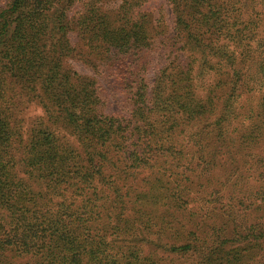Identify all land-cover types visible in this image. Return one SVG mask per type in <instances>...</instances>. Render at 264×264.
<instances>
[{"label": "trees", "instance_id": "16d2710c", "mask_svg": "<svg viewBox=\"0 0 264 264\" xmlns=\"http://www.w3.org/2000/svg\"><path fill=\"white\" fill-rule=\"evenodd\" d=\"M146 1L0 0V264H264L250 0Z\"/></svg>", "mask_w": 264, "mask_h": 264}, {"label": "rangeland", "instance_id": "374dc122", "mask_svg": "<svg viewBox=\"0 0 264 264\" xmlns=\"http://www.w3.org/2000/svg\"><path fill=\"white\" fill-rule=\"evenodd\" d=\"M168 3H169L168 0H147L146 1L147 9L152 12L153 17L158 18V19L161 17L162 20L166 21L165 24L167 23V25H170L173 23L172 21L173 17L170 16V14H168V11H169ZM248 4H250L249 7L247 6V4L243 5L240 2L237 3V6L240 7L239 11L242 12L243 17L249 18L251 16L250 19L251 20L254 19L252 32L251 30L247 32L248 33L250 32L251 35L253 34V38L256 40V42H258V40L263 41L264 40V0H250ZM115 6L113 5L112 7H115ZM74 12H75V9H74ZM168 51L169 50L165 52H155L151 56V59L149 61L151 62L149 65L151 74H154L156 70L165 69L166 66L169 65L172 60L174 61L175 59L174 56L176 55V53L172 55ZM70 64L73 67H77L82 73L91 74V75L93 74L91 71V68L80 60L77 61L75 59L74 60L70 59ZM150 76H153V75H150ZM211 85L212 83L210 85L207 84L204 88H208ZM262 93H264V83H261L260 85H258L257 88L254 90L253 94L251 95L244 94L240 100V106L244 107L243 110L250 109L252 106L257 107L260 102V96ZM41 114H42L41 108L35 105H30L29 109L25 112V115L23 116L26 119L24 122V125H26V127L31 126V124L37 118V116ZM254 114H255L254 112H248L245 114V117L241 115L240 119H237L233 124H231V127H232L231 130H234L235 127H236L235 130L250 128L253 123L251 122V119L254 116ZM238 132L239 131L236 132V138H237L236 145H239L240 143H242V138L239 135H237ZM261 137H262L261 144H262V148L264 149V124L262 125V136ZM242 145L245 146V144H242ZM262 148L259 147V151H262ZM255 149L256 148H253L250 151H254ZM242 154L244 153L242 152ZM254 160H259V158L256 156L255 158H253V162ZM258 162H261V161H258Z\"/></svg>", "mask_w": 264, "mask_h": 264}]
</instances>
